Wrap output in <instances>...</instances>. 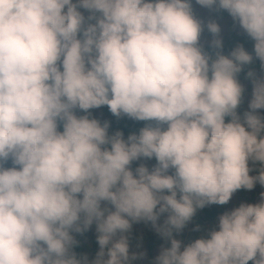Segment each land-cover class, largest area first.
Returning <instances> with one entry per match:
<instances>
[{
    "label": "clouds",
    "instance_id": "9594fccd",
    "mask_svg": "<svg viewBox=\"0 0 264 264\" xmlns=\"http://www.w3.org/2000/svg\"><path fill=\"white\" fill-rule=\"evenodd\" d=\"M196 3L226 11L264 69V0ZM207 29L211 53L191 0H0V264H130L141 221L171 244L154 264H264V192L205 237L173 236L198 208L264 187V75L247 72L241 115L254 57L224 55L220 26ZM105 106L145 126L110 134ZM93 224L90 260L74 234Z\"/></svg>",
    "mask_w": 264,
    "mask_h": 264
},
{
    "label": "trees",
    "instance_id": "16d2710c",
    "mask_svg": "<svg viewBox=\"0 0 264 264\" xmlns=\"http://www.w3.org/2000/svg\"><path fill=\"white\" fill-rule=\"evenodd\" d=\"M195 0H191V3H193ZM212 15L215 18L218 19H224L228 16H230L226 11H221V12H215L211 10ZM253 41L246 35V33H230L223 39V54L224 55H229L232 50H234L235 47L238 45H243L245 49L253 55L254 59L252 64L246 65L244 67V70L239 74L238 79L239 81L242 80H247L246 75L248 71H257L261 69V62L259 59L255 58L254 54V46H253ZM204 48L206 51H209L211 53V48L209 47V44L204 45ZM105 108L108 111L107 106ZM230 118L226 120L228 122ZM146 122H134L132 120H129L126 118L124 121H116L111 124V129L112 132H115L117 130H121L124 133L125 132H137L139 131L140 128L145 126ZM116 126V128H115ZM127 128H129L127 131ZM154 161V166L156 165L157 161L153 158ZM259 166V165H258ZM138 167L137 162H134L132 165V169L135 170V168ZM171 174V172L169 173ZM165 194H170V193H165ZM224 210L222 209H217L214 207L208 208L205 206L202 209H197L195 216L193 219L186 225V227L182 230L180 233H175L173 234L174 238L181 241L182 245H188L195 239L205 237L207 236V233L210 229H213L215 226V219L223 214ZM167 218V217H166ZM165 218V219H166ZM165 219L158 223L160 225H163ZM141 223L147 224L151 222H139V223H133L132 228L129 233L126 235L128 236V242H129V247H135L139 244L140 240L138 239L139 233L137 231V228L141 226ZM199 227L200 231H196L195 229ZM76 235V239L79 241V244L77 247H75L74 251L78 254V256H83L84 255V250L86 247L87 242H92V253L93 257H89L90 260L95 259L97 253L99 252V245L97 241L93 240L92 236V230L90 229L89 231L85 232L83 235L79 234H74ZM143 238L145 240V248L147 251V254L149 256V260H152L153 262L155 261L156 258L153 257V252L155 250V247L162 245L164 247H170V241L165 240L156 230L155 228L151 229L149 233L146 235L143 234ZM130 264H133V260L130 261ZM252 264V262H250Z\"/></svg>",
    "mask_w": 264,
    "mask_h": 264
},
{
    "label": "rangeland",
    "instance_id": "374dc122",
    "mask_svg": "<svg viewBox=\"0 0 264 264\" xmlns=\"http://www.w3.org/2000/svg\"><path fill=\"white\" fill-rule=\"evenodd\" d=\"M192 4V9H193V14L194 16L201 20L203 22L204 25V31L202 33L201 36V43L203 45H208L210 44V42L213 40V35L208 31L207 29V24L209 22H215L217 23L220 28H221V32H220V36L219 38L223 39L229 35L230 33H243L244 31L239 27L238 24H236L234 22V20L232 19L231 16H228L224 19H218L215 18L212 13L211 10L204 8L200 5H198L196 3V0L191 3ZM254 42V41H253ZM254 46V43H253ZM258 75H264V69H259L257 71H255ZM241 84H243L245 86V100L244 103L242 104V106L238 109V112L242 115L243 112L245 110H248V101L251 99V93H252V85L250 83L249 80H242L240 81ZM96 112V115L98 118L102 119V120H108L112 123L116 122V121H124L126 120V118L123 119H117L116 117H114L109 110L107 111V109L105 107L101 108L100 110H94ZM262 115H264V110H258ZM116 128V126H115ZM129 128H127V131ZM112 133V129H110V134ZM131 132H125V138H127V136L130 134ZM140 163H144L150 170L151 168L154 166V161L153 159L151 160H147V159H142L141 161L137 162V165L139 166ZM259 164H256L255 167L257 169V171H254L252 173H250V175H258V169L260 166H258ZM250 166H252L250 164ZM264 192V187H261L259 184H257L252 190H245V189H241L238 190L234 195L233 198L230 200V202L226 205H207L208 208L214 207L217 209H222L224 210L223 214L225 212L231 211L233 209H235L236 207H239L240 204L242 203H251V204H255L258 203L260 201V193ZM221 213V215H223ZM220 215V216H221ZM168 216V213L163 214L159 221L157 223L162 222L166 217ZM218 216L215 219V226L214 228L218 225L219 222V217ZM153 225L152 223H147V224H143L141 223V226H139L137 228V231L139 233L138 239L140 240L139 244L137 246H133V247H129V254L130 256H132L133 254H135L138 258L133 260V264H154V262L152 260H149V256L147 254L146 248H145V240L143 238V234H147L151 231V229H153ZM92 233H93V240L97 241V233H96V226L95 224H93L92 228ZM92 242H87L86 243V247L84 250V255H87L88 257H93V253H92ZM163 246H157L155 247V250L153 252V257L156 258L157 256H159L161 250H162ZM141 254H143L141 256Z\"/></svg>",
    "mask_w": 264,
    "mask_h": 264
}]
</instances>
